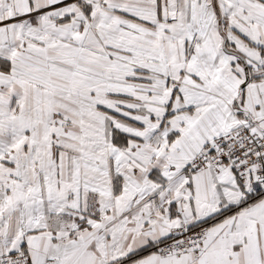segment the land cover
<instances>
[{"label":"snow or ice","instance_id":"1","mask_svg":"<svg viewBox=\"0 0 264 264\" xmlns=\"http://www.w3.org/2000/svg\"><path fill=\"white\" fill-rule=\"evenodd\" d=\"M0 264H264V0H0Z\"/></svg>","mask_w":264,"mask_h":264}]
</instances>
